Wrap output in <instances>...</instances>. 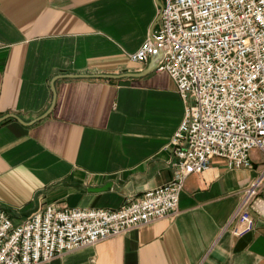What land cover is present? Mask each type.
Wrapping results in <instances>:
<instances>
[{
  "label": "crops",
  "instance_id": "obj_1",
  "mask_svg": "<svg viewBox=\"0 0 264 264\" xmlns=\"http://www.w3.org/2000/svg\"><path fill=\"white\" fill-rule=\"evenodd\" d=\"M165 2L0 0V208L16 224L48 205L117 210L171 180L186 103L168 73H145L154 56L128 58ZM251 158L191 175L176 215L44 264H264V218L233 232L264 166Z\"/></svg>",
  "mask_w": 264,
  "mask_h": 264
},
{
  "label": "built area",
  "instance_id": "obj_2",
  "mask_svg": "<svg viewBox=\"0 0 264 264\" xmlns=\"http://www.w3.org/2000/svg\"><path fill=\"white\" fill-rule=\"evenodd\" d=\"M5 45L0 41V50ZM169 74L186 114L166 150L171 180L117 210L48 205L22 223L0 208V264H44L174 216L187 179L213 159L250 169L251 153L264 156V0H166L159 28L129 53ZM264 218V166L235 214V235Z\"/></svg>",
  "mask_w": 264,
  "mask_h": 264
},
{
  "label": "water",
  "instance_id": "obj_3",
  "mask_svg": "<svg viewBox=\"0 0 264 264\" xmlns=\"http://www.w3.org/2000/svg\"><path fill=\"white\" fill-rule=\"evenodd\" d=\"M160 58H161V53H157L156 55H154V60H153L152 64L149 66V69L145 73H150L152 71H155L157 69V67H158V63L160 61ZM99 77H101V78H110L111 76L102 75V76H99ZM53 106H54V104H53ZM50 112H51V109L47 113H45L41 117V119L45 118ZM9 117H12V116H9ZM14 118L18 119L17 117H14ZM18 120L21 121L20 119H18ZM1 121L2 120H0V122ZM100 190L104 191V190H107V189H100Z\"/></svg>",
  "mask_w": 264,
  "mask_h": 264
}]
</instances>
